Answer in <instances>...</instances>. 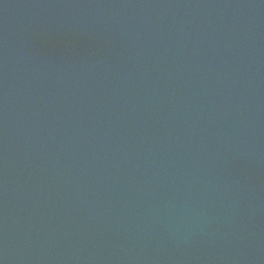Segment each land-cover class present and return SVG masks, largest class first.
Listing matches in <instances>:
<instances>
[{
    "label": "water",
    "instance_id": "1",
    "mask_svg": "<svg viewBox=\"0 0 264 264\" xmlns=\"http://www.w3.org/2000/svg\"><path fill=\"white\" fill-rule=\"evenodd\" d=\"M0 264H264V0H0Z\"/></svg>",
    "mask_w": 264,
    "mask_h": 264
}]
</instances>
